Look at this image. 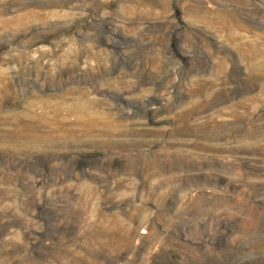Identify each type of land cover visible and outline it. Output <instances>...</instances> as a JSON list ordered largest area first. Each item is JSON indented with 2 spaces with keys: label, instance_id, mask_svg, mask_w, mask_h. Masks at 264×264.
Here are the masks:
<instances>
[{
  "label": "rangeland",
  "instance_id": "1",
  "mask_svg": "<svg viewBox=\"0 0 264 264\" xmlns=\"http://www.w3.org/2000/svg\"><path fill=\"white\" fill-rule=\"evenodd\" d=\"M0 264H264V0H0Z\"/></svg>",
  "mask_w": 264,
  "mask_h": 264
}]
</instances>
